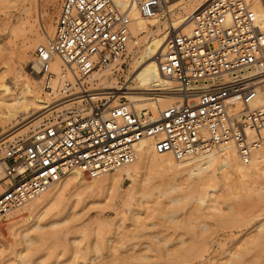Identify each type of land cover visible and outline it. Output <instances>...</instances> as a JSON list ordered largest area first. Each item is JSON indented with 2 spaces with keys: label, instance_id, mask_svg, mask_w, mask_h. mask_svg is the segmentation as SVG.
I'll use <instances>...</instances> for the list:
<instances>
[{
  "label": "built area",
  "instance_id": "built-area-1",
  "mask_svg": "<svg viewBox=\"0 0 264 264\" xmlns=\"http://www.w3.org/2000/svg\"><path fill=\"white\" fill-rule=\"evenodd\" d=\"M119 1L60 0L52 35L34 50L37 69L48 73L57 55L81 81L95 70H123L129 5L144 18L168 22L171 0ZM258 1L264 15V0ZM167 37L157 64L175 80L178 100L153 113L126 99L107 102L108 93L86 99L84 107L52 111L28 135L3 147L0 218L70 171L93 179L134 162L143 138L175 160L228 145L242 163L252 160L264 142V105L252 104L259 78L248 71L264 69V26L250 1L208 0L189 16L188 28L168 27Z\"/></svg>",
  "mask_w": 264,
  "mask_h": 264
},
{
  "label": "rangeland",
  "instance_id": "rangeland-1",
  "mask_svg": "<svg viewBox=\"0 0 264 264\" xmlns=\"http://www.w3.org/2000/svg\"><path fill=\"white\" fill-rule=\"evenodd\" d=\"M5 2L1 5L8 6L6 18H0V98L7 101L0 102L7 109L11 96L4 95L3 84L18 96L28 80L37 78L28 62L21 58L20 50L32 37L41 39L35 48L46 41L45 28L53 27L60 0ZM127 70V65L120 71L111 70L117 86L134 84V80L126 79ZM76 86L68 91L59 89L60 101L64 96L92 87L89 80L79 89ZM44 92L43 89L42 96ZM119 99L130 100L123 95ZM85 105L83 101L79 107ZM28 119H20L16 128ZM25 126L28 125L21 128ZM32 128L29 127V132ZM7 133L0 137V142ZM5 143L0 144L1 151ZM260 154L259 165L245 177L230 181L229 175L226 177V173L219 171L199 193L192 188L197 175L187 171L179 174L147 171L139 177L137 192L125 201L113 194L110 197L107 193L110 190L102 183L96 189L79 185L85 179L98 180L97 183L100 177L82 176L79 183L62 186L60 196L54 193L55 186L51 187L47 193L34 197L42 200L41 204L24 212L25 216L16 223L9 221L6 214L0 218V249H3L0 264H17L20 260L25 264H264V152ZM166 178L170 185L165 184ZM129 183L130 180L123 179L121 186ZM170 186L172 189L168 190ZM199 195L201 200L196 199ZM115 210L122 217L116 216ZM36 223L45 227H40L42 230H51L52 224L53 229L48 232L53 231L50 234L56 236L59 233L58 240L53 242L55 236L49 235L51 239L46 237L40 242L43 245L39 251H11L18 244L21 247L25 234L27 238H35L41 231L35 228Z\"/></svg>",
  "mask_w": 264,
  "mask_h": 264
},
{
  "label": "bare ground",
  "instance_id": "bare-ground-1",
  "mask_svg": "<svg viewBox=\"0 0 264 264\" xmlns=\"http://www.w3.org/2000/svg\"><path fill=\"white\" fill-rule=\"evenodd\" d=\"M5 1L6 0H0L1 19H5L7 14L8 6L6 5L7 7L5 8L4 5H1L4 4L3 2ZM116 1L120 2L119 0ZM206 1L208 0H171L169 3L171 20L168 22L166 20H160L157 18H144L138 13L136 5H129L128 10L131 17V38L128 44L129 60L127 62L128 70L126 72V79L134 80V84L128 83L124 87H119L116 85V75L110 69L93 71L86 80L81 81L76 71L64 64L57 55H53L51 58L49 72L46 74H40L38 70H35L37 68H35L34 62H32L33 58H31V53L35 48V45L38 42H41V39L32 37L29 43L23 46L20 50V56L23 60L28 62L30 69L33 70L34 74L36 73L38 76L36 79L28 80V82L26 81L27 83L25 82L26 84L20 90V95L18 96H14V91H12L10 87L8 88L5 86V84H3V88L1 87L3 89L1 90L3 91L4 95L7 93L5 96H11V103L7 109H4L1 106V102H6L7 99L2 97L0 98V137L8 132L5 136L6 138H4L5 140L2 139L0 144H3L6 142V140H11L15 137H25V135H27L29 132V127L33 126L34 128L43 120V118L51 114L52 111H59L64 108L73 107L74 105L79 106L83 101H86V99L88 101H96L102 94L106 95L110 93L111 96L107 102L111 103H115L117 99L123 95L124 97H128L130 99L129 102H131L137 110L149 109L153 113H157L159 110L178 100L179 95L174 88L176 82L173 78L165 76L159 71L157 58L164 50V47L167 43L168 27L170 29L181 26L188 28L189 16ZM249 1L253 10L256 12L259 20L264 26V15L260 2L258 0ZM150 25L152 28H150ZM53 30L54 25L53 27L50 25L45 28L44 33L46 40L52 35ZM248 72L257 74L256 77H258L259 80L256 83L264 82V69L255 71V69L252 68ZM88 80L92 87H86L83 92H78L77 94H70L67 96L70 97L68 99L64 96L60 101L57 93L59 89L67 91L68 87H66V84L70 85V88L77 85L76 88L78 87L79 89V87H82L85 83H88ZM43 89L45 90V94L42 96L41 93L43 92ZM121 89L124 91H121ZM88 96H90V98H88ZM252 104L256 106L264 105V83L257 87V96L252 101ZM57 106L58 108H55ZM51 109L53 110L50 111ZM38 112L41 113L38 114ZM36 113L38 114L37 116ZM34 114L35 117L32 118L31 116H34ZM29 117L32 119H28ZM20 119H22V121L28 119L29 121L22 125L28 126H25L24 128H21L22 126L16 128L21 123ZM138 151L139 156L134 162L99 176L100 181L97 183L96 181L98 180L89 179H85V181L80 182L82 175L77 171H70L51 187L55 186L54 193H56L57 196H60L61 188H63L62 186L65 185H71L73 183L76 184L80 182L79 185L82 188L96 189L101 186L102 183L108 191L110 190V192H107L110 193L108 194L110 197L113 194V196L118 198L120 201H125V199L131 197L137 192L136 185L139 184V177L140 175L145 174L147 171L157 173L173 172L175 174H179V172L181 173L182 171H187V174L194 173L197 175V179H194L195 182H193V187H191L194 188L197 193H199L201 192V188L208 185L209 181L213 177L217 176L219 171L226 173V177L229 175V177H231L230 181H236L237 178L241 179L251 173L253 169L259 165V161L262 157V154L260 153L264 152V142L257 147L254 153L255 155L248 164H244L240 161L236 149L232 145L221 147L220 149L205 155L175 160L169 153L156 152L153 148L152 140L150 138H143L138 143ZM2 177L3 171L0 162V178ZM123 179L130 180V183L125 187L121 186ZM166 179L165 184L170 185L169 178L167 180ZM230 184H232V182ZM104 186L103 188H105ZM48 189L45 191H48ZM167 189L171 190L172 187L170 186ZM45 191L43 193H47ZM201 195H199L198 198L196 197V199L201 200ZM41 202L42 200H38V198H32L29 202L26 201V204H22L21 208L17 207V210L6 213V215L9 216V218H7L9 221L16 223L25 216L23 214L24 212H29V210H32L34 207L41 204ZM118 210H115L116 216L120 215V211ZM120 216L122 217V215ZM110 220L112 222L114 218L112 217ZM50 225L49 228L52 227L53 229V225ZM34 226L35 228L39 227V229H41V231L36 233L37 236L35 234V238H27V234H25V241H23V243L20 242V245L22 244L21 247H18V244V246H14L11 251H23L25 249L26 251H39L41 250L40 247L43 245L41 244L43 239L46 240V237L49 235L55 236V238H53V242L54 239H57L56 237L59 233L56 236V233L50 234L53 233V231L48 232L52 229L42 230V228L45 227H42L37 223ZM45 230H47V232H45ZM67 233L68 232H66V234ZM66 234L64 233L65 237ZM107 240L109 239L107 238ZM17 264L25 263L20 260L17 262Z\"/></svg>",
  "mask_w": 264,
  "mask_h": 264
}]
</instances>
